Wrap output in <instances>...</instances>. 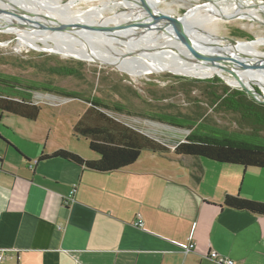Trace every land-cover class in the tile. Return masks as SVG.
<instances>
[{"label":"crops","instance_id":"crops-1","mask_svg":"<svg viewBox=\"0 0 264 264\" xmlns=\"http://www.w3.org/2000/svg\"><path fill=\"white\" fill-rule=\"evenodd\" d=\"M41 112H1L0 264H217L210 251L264 264V216L223 205L226 195L264 202V168L176 156L183 138L110 172L39 160L61 148L99 157L74 130L82 114L63 131Z\"/></svg>","mask_w":264,"mask_h":264},{"label":"rangeland","instance_id":"rangeland-1","mask_svg":"<svg viewBox=\"0 0 264 264\" xmlns=\"http://www.w3.org/2000/svg\"><path fill=\"white\" fill-rule=\"evenodd\" d=\"M68 1L59 0V3L64 5ZM184 1H169L173 9V12H168L169 15L179 18L203 2ZM102 3L101 0H82L74 7L76 10H87ZM160 8L167 10L165 5ZM45 12H37L39 17L36 18L42 19L40 14L46 15ZM104 13L107 16L113 14L109 8ZM260 18L264 22V13H261ZM205 24V27H200L211 35L229 36L238 42L264 41V24L260 21L235 17ZM113 28L118 30L121 27L114 24ZM16 34L11 30L0 31V88L8 86L30 92L33 100L42 106L41 118L52 121L51 115L55 114L58 117L56 122L63 131H69L76 118L94 100L105 105L102 108L110 115L164 144H172L193 133L206 132L209 128L224 131L226 136L232 133H256L264 137V128L254 132L239 113L228 110L222 104L217 105L227 87L241 89L229 85L217 74L180 71L190 74L187 75L170 70L151 72L148 69L129 73L118 66L21 45ZM224 44L230 43L225 41ZM258 51L264 53V44L258 47ZM143 73L149 74L139 77ZM257 89L260 91L258 86ZM165 115L189 119L192 123L184 128L173 126L163 118ZM1 117L0 112V120ZM10 117L18 119L14 115ZM239 137L256 142L255 138ZM79 138L83 139L82 143H88L85 138Z\"/></svg>","mask_w":264,"mask_h":264},{"label":"bare ground","instance_id":"bare-ground-1","mask_svg":"<svg viewBox=\"0 0 264 264\" xmlns=\"http://www.w3.org/2000/svg\"><path fill=\"white\" fill-rule=\"evenodd\" d=\"M10 1L24 9L28 14H38L37 12L46 11L44 17L50 24L58 25L59 23H67L79 26L78 35L60 30L53 31L51 28L35 31H27L18 27L8 29L17 33L16 35L21 45H28L40 50H51L55 53H61L64 56H76L88 60H93V56L105 62H114L121 58L118 67L129 73L137 69H148L151 72H160L168 68L178 73H181L180 71H192L219 74L230 84L239 86L242 82H255L264 91V69L242 71L239 77L238 75L226 73L219 67L202 63V61L207 60L205 56L186 47L177 39L160 30L155 24L152 25L150 30H146L143 35L135 36L148 17L147 12L138 0H101L103 2L102 5H97L87 10L75 9L74 5L82 0H69L64 5H61L59 0ZM169 1L171 0H148L155 10L189 32L192 31L191 34L197 39L208 42L216 47H230L231 49L244 51L264 58V53L258 51V47L264 44V41L254 43L237 41L235 45L232 43L224 44V42L219 40L211 41L210 38L212 39L213 35L200 27H205V22L211 23L212 21L214 22L220 19L225 21L226 19L220 16L232 13H235L236 17L252 22L261 21L260 15L264 13V8L252 7L251 5L254 1L203 0L200 5L198 4L196 8L190 9L179 18H176L174 15V17L169 15V11L173 12ZM161 5H165L167 10L161 9ZM106 8H109L113 13L112 16H107L104 13ZM0 9L15 11L8 3L2 0H0ZM120 10L121 13H118ZM15 12L14 15L16 14ZM5 21H20L23 23L35 21L36 24L46 22L44 19L29 20L16 15L14 18L9 16L0 18V25ZM110 23L113 25L117 24L121 28L115 30ZM96 25L107 26V28L114 29L116 33L109 34L100 29L91 28ZM86 45L91 49V54L88 52ZM174 48L178 49L182 53V56L174 52ZM132 52H138L139 55L126 57V54ZM184 57H188L190 61H187ZM221 57L225 59L223 55ZM147 74L149 73H143L139 77ZM181 74L190 75L187 72Z\"/></svg>","mask_w":264,"mask_h":264},{"label":"trees","instance_id":"trees-1","mask_svg":"<svg viewBox=\"0 0 264 264\" xmlns=\"http://www.w3.org/2000/svg\"><path fill=\"white\" fill-rule=\"evenodd\" d=\"M216 81L220 80L216 79ZM219 104L232 112L239 113L241 119L253 127L254 132L260 130L259 128H264V103L257 101L245 90L227 87L224 94L219 97L217 105ZM102 107L105 105L94 100L90 101V105L74 126L75 132L85 137L89 148L99 155L97 159H86L75 151L61 148L51 154L41 155L39 160L63 158L76 165L103 173L120 170L133 164L145 149L160 153L171 150L168 145L110 115ZM41 110L42 106L33 100L30 92L8 86L0 88V111L2 113L36 120ZM163 118L171 125L180 128L192 123L189 119L175 115H165ZM239 135L255 138L256 142L248 141L247 138L241 139ZM173 153L176 156L202 157L245 168H264V137L256 133L250 135L232 133L226 136L224 131L209 128L206 132L190 134L178 142ZM223 205L264 216V202L262 201L238 195H226Z\"/></svg>","mask_w":264,"mask_h":264},{"label":"water","instance_id":"water-1","mask_svg":"<svg viewBox=\"0 0 264 264\" xmlns=\"http://www.w3.org/2000/svg\"><path fill=\"white\" fill-rule=\"evenodd\" d=\"M5 3H8L9 6H11L15 11V15L13 11H8V10H1L0 9V18H2L4 15H8L9 17L14 18V16L18 15L19 17H24L29 20H35L38 19L36 16L37 14H28L26 11L16 4L12 3L10 0H2ZM142 7L145 9V11L148 14V17L146 21L142 24L138 32L135 34V36H141L144 34L146 30H150L152 25H157L160 30L163 32L169 34L173 38L177 39L180 41L183 45L186 47L192 49L193 51L202 54L203 56L206 57V61H202V63L209 64L212 66L219 67L221 70H223L226 73L233 74V75H238L242 71L246 70H257V69H264V58H260L258 56H255L253 54L244 52V51H238L236 49H231L230 47L225 48V47H216L208 42H205L203 40H199L196 37H194L191 32L188 30L184 29L171 19L167 18L164 16L162 13L159 11L155 10L148 0H138ZM254 1L252 3V7L255 8H264V0H252ZM250 6V7H251ZM41 18L44 19L46 22H40L38 24L35 23V21L30 22V23H23L20 21H5L2 25H0V31L8 30L13 27H18L23 30L27 31H35L38 29H45V28H51L53 31L60 30V31H66L69 33H73L78 35V29L79 26L73 25V24H67V23H59L58 25L55 24H50L47 22V20L44 17V14H40ZM223 19L230 20L236 17L235 13L228 14V15H221L220 16ZM39 20V19H38ZM260 23L264 24V22L260 21ZM94 29H100L104 32H108L109 34H114L116 31L112 28H107V26L103 25H96L94 27H91ZM211 41L214 40H219L222 42H229L235 45L238 40L229 37V36H220L217 34H213L212 39L210 38ZM210 41V42H211ZM86 48L88 52L91 54V49L86 45ZM174 52L180 54L182 56V53L178 49H173ZM128 56H138V52H132L130 54H126ZM223 55L225 59L221 57ZM187 59V61H190L188 57H184ZM93 60L108 66H118L120 59L114 62H105L99 59L98 57L93 56ZM235 60V61H234ZM163 70H171L168 68H165ZM178 73V72H176ZM219 77H221L226 83H228L231 86L234 87H240L241 89L245 90L247 93L252 95L257 101L264 103V91L261 86L255 82L252 83H244L242 82L241 85H233L230 84L224 77L221 75L217 74ZM200 78H204L205 76H196ZM257 86L260 88V91L257 89Z\"/></svg>","mask_w":264,"mask_h":264},{"label":"built area","instance_id":"built-area-1","mask_svg":"<svg viewBox=\"0 0 264 264\" xmlns=\"http://www.w3.org/2000/svg\"><path fill=\"white\" fill-rule=\"evenodd\" d=\"M136 225L139 227H143V225H144L143 219L139 218L138 221L136 222ZM193 245L194 244L191 242L190 244H188L184 248V251L187 253L188 251H190V249L193 248ZM4 256H5V254L3 252L0 253V260L3 259ZM206 257H208L209 259H211L213 262H215L217 264H236L235 260H233L231 258L224 257L222 255H219L215 251H210V253H208V255Z\"/></svg>","mask_w":264,"mask_h":264}]
</instances>
